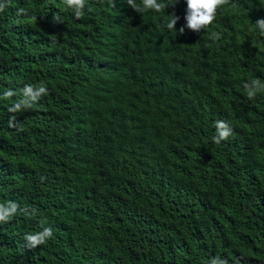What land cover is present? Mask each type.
<instances>
[{
	"label": "trees",
	"instance_id": "16d2710c",
	"mask_svg": "<svg viewBox=\"0 0 264 264\" xmlns=\"http://www.w3.org/2000/svg\"><path fill=\"white\" fill-rule=\"evenodd\" d=\"M113 2L85 0L79 20L63 0L0 12V96L18 93L0 100V202L36 209L0 223V264H264V93L242 87L264 81V0L183 34L184 0ZM41 82L48 95L7 111ZM217 120L233 129L218 145ZM42 227L52 238L26 248Z\"/></svg>",
	"mask_w": 264,
	"mask_h": 264
},
{
	"label": "clouds",
	"instance_id": "9594fccd",
	"mask_svg": "<svg viewBox=\"0 0 264 264\" xmlns=\"http://www.w3.org/2000/svg\"><path fill=\"white\" fill-rule=\"evenodd\" d=\"M112 7H114L113 0H110ZM128 7L136 12L154 11L157 13L165 11V4L159 2V0H140L137 4L136 0H125ZM186 4L185 10V25L179 29V33L183 34L185 28L191 32H200L208 28L216 19L218 10L229 4L230 0H184ZM63 4L71 9L76 20L82 19L84 16L85 0H63ZM7 6V0L0 2V12H3ZM235 7V5H233ZM17 16L27 15L25 8L21 7L17 10ZM33 21L37 20V17L32 16ZM179 17L175 14L169 15L164 27L169 30L175 31V25L177 24ZM54 20L59 21V17H54ZM254 29H258L261 36H264V19H259L253 24ZM211 38L219 39L218 33L213 32ZM245 94L249 100L254 99L258 93H264V81L259 78L249 79L242 85ZM18 93L12 90H5L3 95L0 96V100H9ZM48 95L47 86L41 82L36 86L32 84L25 85L19 92L20 99L14 101L7 111L9 113H17L24 109H30L36 104L41 97ZM17 117L15 115L10 116L8 120V127L22 131V126L16 122ZM215 134L212 137V142L220 144L222 141H226L233 135V129L229 123L223 120H217L213 123ZM44 177H41V181ZM22 212L25 216H35L36 209L25 207L19 208L13 201L0 202V223H7L17 213ZM53 236V229L51 227H42L41 231L34 233H27L24 235L25 247L28 249H35L41 245H44ZM208 264H228L227 259H223L219 256L213 257L208 261Z\"/></svg>",
	"mask_w": 264,
	"mask_h": 264
}]
</instances>
